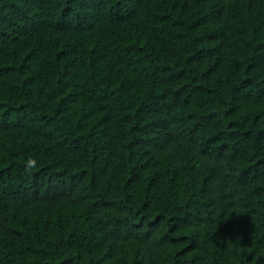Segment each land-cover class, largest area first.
Segmentation results:
<instances>
[{"label": "trees", "instance_id": "trees-1", "mask_svg": "<svg viewBox=\"0 0 264 264\" xmlns=\"http://www.w3.org/2000/svg\"><path fill=\"white\" fill-rule=\"evenodd\" d=\"M0 264H264V0H0Z\"/></svg>", "mask_w": 264, "mask_h": 264}, {"label": "clouds", "instance_id": "clouds-1", "mask_svg": "<svg viewBox=\"0 0 264 264\" xmlns=\"http://www.w3.org/2000/svg\"><path fill=\"white\" fill-rule=\"evenodd\" d=\"M29 163H30V164H33V163H34V161H29Z\"/></svg>", "mask_w": 264, "mask_h": 264}]
</instances>
